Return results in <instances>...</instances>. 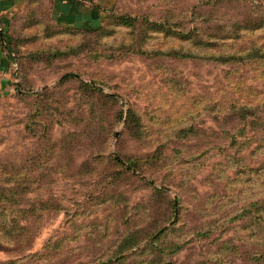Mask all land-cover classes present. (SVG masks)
Segmentation results:
<instances>
[{
  "label": "rangeland",
  "instance_id": "rangeland-1",
  "mask_svg": "<svg viewBox=\"0 0 264 264\" xmlns=\"http://www.w3.org/2000/svg\"><path fill=\"white\" fill-rule=\"evenodd\" d=\"M9 1L0 264H264V0Z\"/></svg>",
  "mask_w": 264,
  "mask_h": 264
},
{
  "label": "crops",
  "instance_id": "crops-1",
  "mask_svg": "<svg viewBox=\"0 0 264 264\" xmlns=\"http://www.w3.org/2000/svg\"><path fill=\"white\" fill-rule=\"evenodd\" d=\"M114 0H54L55 19L63 25L95 24L100 21ZM13 1L0 0V26L6 29ZM5 24V28H4ZM0 33V90L12 85L14 65L2 47Z\"/></svg>",
  "mask_w": 264,
  "mask_h": 264
},
{
  "label": "trees",
  "instance_id": "trees-1",
  "mask_svg": "<svg viewBox=\"0 0 264 264\" xmlns=\"http://www.w3.org/2000/svg\"><path fill=\"white\" fill-rule=\"evenodd\" d=\"M2 36H4V33H2ZM6 46H7V43H6ZM2 47H3V45H2ZM5 48V46L3 47V49ZM9 51V49H7V52ZM6 52V51H5ZM8 57H10L11 58V55H10V53L8 54H6ZM13 57V56H12ZM13 61H14V59L13 58H11ZM16 64V63H15Z\"/></svg>",
  "mask_w": 264,
  "mask_h": 264
},
{
  "label": "built area",
  "instance_id": "built-area-1",
  "mask_svg": "<svg viewBox=\"0 0 264 264\" xmlns=\"http://www.w3.org/2000/svg\"><path fill=\"white\" fill-rule=\"evenodd\" d=\"M0 31L2 32V28H1V26H0Z\"/></svg>",
  "mask_w": 264,
  "mask_h": 264
},
{
  "label": "water",
  "instance_id": "water-1",
  "mask_svg": "<svg viewBox=\"0 0 264 264\" xmlns=\"http://www.w3.org/2000/svg\"><path fill=\"white\" fill-rule=\"evenodd\" d=\"M0 33H1V31H0Z\"/></svg>",
  "mask_w": 264,
  "mask_h": 264
}]
</instances>
